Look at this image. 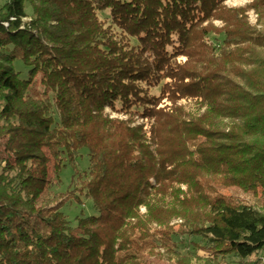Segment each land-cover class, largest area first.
I'll use <instances>...</instances> for the list:
<instances>
[{
    "label": "trees",
    "instance_id": "obj_1",
    "mask_svg": "<svg viewBox=\"0 0 264 264\" xmlns=\"http://www.w3.org/2000/svg\"><path fill=\"white\" fill-rule=\"evenodd\" d=\"M223 1L0 3V264L264 262V205L219 192H264V31L234 10L235 29L223 18L221 43H204ZM192 48L205 54L188 69ZM66 164L79 182L52 193ZM77 192L93 213L73 226L63 208ZM183 236L203 254L181 253Z\"/></svg>",
    "mask_w": 264,
    "mask_h": 264
},
{
    "label": "rangeland",
    "instance_id": "obj_2",
    "mask_svg": "<svg viewBox=\"0 0 264 264\" xmlns=\"http://www.w3.org/2000/svg\"><path fill=\"white\" fill-rule=\"evenodd\" d=\"M6 0H0V3L5 2ZM223 10L216 13V16L211 18L210 21L204 22L201 25H204L207 27L208 32L202 36L203 42L208 45L214 46L219 45L223 39V35H216L214 33H217L221 29L227 28V25L223 22V18H226L229 20V25L232 29H235L237 26V22L232 19V11H240L246 18V23L251 26L254 30L257 32H263L264 31V0H224L223 3ZM27 13H30V8L28 5L25 7ZM220 13V15H219ZM98 17L100 20L104 21L105 24L108 26L110 25L111 19L108 14L107 10H102L97 12ZM200 24L197 26V28L194 29L192 32L193 36H197V30L201 26ZM114 30H117L114 26H112ZM210 31V32H209ZM191 34V38H192ZM201 37V38H202ZM131 42L136 45L137 42L134 38H131ZM217 48V47H216ZM195 48H192V51ZM195 53H193V59L189 60V64L187 65L188 69L194 68V60L196 59H204V57H201L202 54H205L204 48L195 49ZM207 52V51H206ZM217 52V51H216ZM209 56L210 52H208ZM214 56V55H213ZM185 58L184 57H178V62H183ZM19 62V61H17ZM17 70L20 71L22 77H26L27 68H25L22 64L16 65ZM33 85L36 87H40V81L39 77H37L33 81ZM159 86H156L153 88V92H158ZM105 113L109 115L110 118H127V116L122 114H117L115 112H111L109 108L105 109ZM55 116V114H54ZM56 117V116H55ZM143 121L140 118L135 117L133 119V124L138 125L141 124ZM132 124V125H133ZM2 141L0 140V156L4 157L6 156V152L3 150ZM82 149L80 151V157L77 160V168L79 170V174L83 177H86L89 172V158L88 153L86 150ZM74 172L73 169L66 164L65 168L62 170L60 175L58 177L52 176L53 185L51 188L52 193H63L66 191H71L74 189V183L71 182V180L77 179V174L73 176ZM76 177V178H75ZM76 183L79 182L77 179L75 181ZM219 192L226 195V196H234L237 197L239 200L249 203L255 206L261 207L264 205V192L261 188H258L256 191H245L240 189L239 187H227V188H220ZM76 195L79 198V201H76L74 199L67 200L65 202L63 211L66 215V218L69 220L71 225H76V218H78L80 215H89L92 214L93 211L91 210L90 201L86 199L83 195H79L78 192ZM145 209L142 207L140 209V213H144ZM181 220L175 219L172 222H170V225L173 226L174 229H177L178 224ZM157 227V226H153ZM174 240L176 241L178 250L185 254L188 251H194L197 250L199 254H203L202 250L198 249L199 244V238L193 237V236H183V237H175ZM263 254L259 252L258 255L252 256L250 258L246 259V264H254L257 260H262ZM226 261L228 264H238L236 257L228 256L226 258ZM264 262L259 264H263ZM147 264H167L166 259L153 256L151 257Z\"/></svg>",
    "mask_w": 264,
    "mask_h": 264
}]
</instances>
